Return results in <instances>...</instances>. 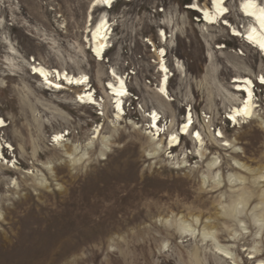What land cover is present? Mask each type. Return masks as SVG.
I'll return each mask as SVG.
<instances>
[{"label":"rangeland","instance_id":"obj_1","mask_svg":"<svg viewBox=\"0 0 264 264\" xmlns=\"http://www.w3.org/2000/svg\"><path fill=\"white\" fill-rule=\"evenodd\" d=\"M239 1L228 0L226 19L246 25ZM90 2L0 0V115L7 124L0 139L12 146L7 160L0 157V264H232L204 232L229 248L237 264L264 259V93L252 122L231 127L225 119L235 77L255 80L264 59L220 22H200L188 8L193 0H116L111 11L92 13L94 21L107 13L115 26L106 60L96 61L83 42ZM163 28L171 35L165 47L174 102L155 92L160 73L145 42L164 47ZM178 60L185 77L175 70ZM35 64L88 74L96 95L109 102L107 72L115 69L139 100L123 121L112 122V109L104 120L100 109L77 102L81 88L46 89L31 74ZM188 105L205 138L204 158L195 156L189 137L174 157H167L165 136L155 152L146 112L156 108L172 132ZM217 127L238 150L221 146ZM62 131L70 135L58 144L54 135ZM213 157L215 169L208 165ZM235 160L249 169L235 168ZM230 173L239 179L229 180ZM238 199L247 204L232 216L228 204ZM183 220L196 235L178 229Z\"/></svg>","mask_w":264,"mask_h":264},{"label":"bare ground","instance_id":"obj_2","mask_svg":"<svg viewBox=\"0 0 264 264\" xmlns=\"http://www.w3.org/2000/svg\"><path fill=\"white\" fill-rule=\"evenodd\" d=\"M114 1L115 0H107V2L106 0H91L86 12V20L83 31V33L86 35H83V42L88 44V49L91 50L90 51L91 55L95 58L96 61L106 60L107 57L106 54L108 52L106 50V47L110 46V41L112 40V36L110 35L112 24H110V20L108 19L107 13H103V15H101L100 18H97L95 21L92 13L97 7L106 8L108 5L113 6ZM227 3L225 2V0H209V2H205V3L201 2V0H193V2L189 4L188 8L190 10L198 9L199 12L203 14V18L201 19V22L205 24V26H211L215 22H220L221 26L226 27L221 21L226 20L224 22L228 23L226 17L223 16L226 10L229 9ZM242 8L246 14L253 15L255 17V20L259 24L258 26L256 25V23H254L253 20L249 21V19L246 18L249 22H252V24L249 27L250 29L247 34V39L259 45L264 52V5L262 6V4L258 3V0H246V2L243 3ZM245 45L249 46L246 43ZM223 47L224 45L223 46L219 45L217 49H222ZM9 53L15 54V50L13 49L9 51ZM207 56L209 57L210 62L215 61V57L213 55L212 50L208 49ZM261 58L264 59L263 56H261ZM176 62L177 65L175 70L182 77H185L184 66L181 64L179 60ZM159 65L160 68L158 69V72L160 73V78L157 89H155L156 90L155 92L164 101L174 102L176 101V99L171 94L169 89V84L171 80V69L168 63L165 61V59H162ZM31 66H32L31 70L35 71V75H37L39 78L43 77L46 80V84L49 86V88L53 89L54 91H57L56 89H58V91L60 92L65 91L66 89L65 82L68 85L75 84L76 85L75 88H81L80 91L77 93L79 99L77 100V102L80 105L92 106V107H95L93 105L99 106L98 109L101 110L100 114L102 115L104 120L108 116V111L112 109V112L114 113L112 114V122L123 121L124 119L123 97L128 93L129 87H128L127 79L122 75L121 76L118 75L117 74L118 72L115 71V69H112V71L107 72V75L110 77V79L107 83L108 85L105 84V90L107 91L106 92L107 97L110 96L111 100L109 102L104 98L100 99L97 95L95 96V91H94L95 88L93 89V86L90 88L89 87L84 88L85 86H89L91 84L90 77L88 76V74L84 72L78 74H72L64 69L53 68V67L48 68L41 64H35L34 66L33 65ZM256 77H259L260 81L264 82L263 72L259 73ZM255 82L256 79L254 80L250 75H243V76L240 75L235 77L233 91L236 93V95H232L233 103L230 106L228 116L231 119H233V121H235V123H237L238 125H240L241 122H246V123L252 122L256 117L258 108L261 107L259 104H257L258 102L254 100L253 85L255 84ZM109 89L111 92H109ZM237 94H239V96ZM114 105L116 106L114 107ZM140 107L142 108L140 110L144 111L143 106ZM146 114L150 122L148 129H149V134L153 135V137L151 136L152 137L151 141L154 142L153 150L155 152L162 150L163 145H161V143L165 136L166 142L164 148L167 157L169 158L174 157L173 150L174 148H177L182 144V139L184 138L182 134H185L187 135L185 137H189L191 142L194 144L195 156L201 159L204 158V151L206 150V142L203 132L201 129L197 128L196 126L193 128H189L190 123L192 121H195V123L197 122L192 112V108L190 110H186L184 121L181 124H179L178 128L173 130L172 132H170L169 127H167L168 121L165 118L163 119V115H161V113L156 108H153L149 113L146 112ZM260 120L264 124V119L260 118ZM5 125H6V120L0 115V135ZM102 130H103V126L100 129L98 128L95 130L96 133L95 137L97 139L101 138ZM69 135H70L69 131L67 133L62 131L55 133L54 138L56 139L58 137L59 139H56V141L58 144H61L62 142L66 141L67 139L66 137ZM218 135L219 137L221 136L220 138H222L224 141L223 143H221L222 147H225L227 149H234V148L236 149L234 140H232L233 142H230L229 140L225 139V134L222 129L218 131ZM215 137L219 138L217 135H215ZM0 143L1 145L3 144L2 139H0ZM6 143L8 144L9 142L7 141L5 142V144ZM178 143L179 145L177 146ZM7 147H12V146L8 144ZM3 153L6 155L5 152L3 151L1 152L0 150V154ZM189 154L191 155L193 153L188 152L183 155V160H185V162L189 159L190 156ZM9 162L7 164H9ZM218 163H219L218 157H213V160H211L208 165L209 167L215 169L219 166ZM233 166L235 168L242 167L244 169H249L238 160L234 161ZM9 167L15 168L16 165L15 164L13 166L10 165ZM28 172L30 173L29 170ZM213 177L215 183L220 184L222 179V173L220 172V170L213 172ZM263 177H264L263 175H260V178ZM208 178H209L208 176L203 175V182L206 183ZM228 179L238 180L239 178L236 177L234 174L230 173ZM246 204L247 202L243 201L242 199H238L236 201L230 202L228 204V208L232 212L231 215L236 216L235 214L241 212V209ZM258 220L263 221V219H258ZM243 227L245 229V224L243 225ZM178 229L185 233H190L191 235H196L197 233L196 228L191 227V225L187 222V220H183L182 225L180 224ZM203 237L205 240L212 241V245L217 255H219L221 258L225 260L228 259L231 260L232 264H237L235 262L236 261L235 256L231 252V250L226 246L218 243L213 233L204 232ZM235 237H236V233L234 235V238ZM248 258L256 259V256L250 255L248 256ZM252 264H264V259L255 260Z\"/></svg>","mask_w":264,"mask_h":264},{"label":"built area","instance_id":"obj_3","mask_svg":"<svg viewBox=\"0 0 264 264\" xmlns=\"http://www.w3.org/2000/svg\"><path fill=\"white\" fill-rule=\"evenodd\" d=\"M129 1V0H127ZM116 0L114 1L113 3V6H107L105 8L106 11H111L113 8H114V4H115ZM161 10H159L161 13L164 12L163 8H160ZM112 26H113V23H111ZM112 29L110 30V35L112 36L113 35V32H114V29H115V26L114 28L111 27ZM171 37V35L169 34V32L167 31L166 28H163L162 30L159 31V42L163 43L164 47H156V44L151 40L147 39L145 40V42L147 43V45L150 48L151 52L154 54L155 56V59H153V62L157 65V69L160 68V65L159 63L162 61V59H165V61L168 63L169 61V56H168V50L167 48L165 47L166 46V42L167 40ZM112 44L110 43V46H107L106 47V50L109 52L110 49L112 48ZM173 73H171V77H173Z\"/></svg>","mask_w":264,"mask_h":264},{"label":"snow or ice","instance_id":"obj_4","mask_svg":"<svg viewBox=\"0 0 264 264\" xmlns=\"http://www.w3.org/2000/svg\"><path fill=\"white\" fill-rule=\"evenodd\" d=\"M106 2H107V0H106ZM56 139H59V138L57 137Z\"/></svg>","mask_w":264,"mask_h":264}]
</instances>
